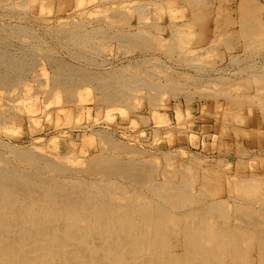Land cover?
I'll return each instance as SVG.
<instances>
[{"label": "rangeland", "instance_id": "1", "mask_svg": "<svg viewBox=\"0 0 264 264\" xmlns=\"http://www.w3.org/2000/svg\"><path fill=\"white\" fill-rule=\"evenodd\" d=\"M74 23L100 34L91 49L73 47L58 36L61 26ZM139 32L147 34V47L118 40L117 35ZM0 49L1 55L26 62L29 70L8 75L0 67L1 76H22L0 91V164L18 167L14 148L36 150L69 162L71 174L106 187L113 196L128 194L150 214L154 201L149 183L140 186L118 175L94 180L83 174L80 159L102 148L103 155L157 166L154 174L160 182L165 171L184 172L189 182L179 176L174 182L192 191L200 206L221 202L219 212H204L206 220L228 221L239 204L264 221V0H2ZM59 61L86 73L74 75L82 83L70 102L64 92L59 97L42 92L52 86L53 70L63 73ZM100 83L120 93V100L109 105L100 101L95 89ZM104 136L130 150L103 146ZM248 180H257L260 188L236 187ZM198 204L194 206L200 209Z\"/></svg>", "mask_w": 264, "mask_h": 264}, {"label": "bare ground", "instance_id": "2", "mask_svg": "<svg viewBox=\"0 0 264 264\" xmlns=\"http://www.w3.org/2000/svg\"><path fill=\"white\" fill-rule=\"evenodd\" d=\"M242 20L246 19L243 17ZM57 34L73 47L87 49H91L93 40L100 37L97 31L87 32L78 23L69 24L68 27L61 26ZM117 36L123 44L138 45L140 48L148 46L149 38L145 33ZM25 63L13 54L0 53V67L2 66L8 75L29 71ZM56 65L63 73L53 70L49 77L52 86L42 92L47 95L53 93L58 97L59 92H64L65 100L70 102L75 89L82 83V80L75 79L74 75L86 73L83 74L82 69L74 70L63 61L57 62ZM70 71L74 72L73 75L65 76ZM20 77L18 75L12 79L13 77L0 75V91L2 89L6 92L13 86L14 80L20 81ZM89 79L91 80L90 77ZM41 85L42 82L39 81L37 88ZM113 87L111 83V88ZM95 89L100 92V101L105 104L120 100V93L110 91L101 83ZM170 92L174 93V96L178 95L175 89L171 88ZM21 93L24 94L23 91ZM28 93L27 95L31 94ZM22 95H19L20 98ZM155 101L154 99L153 103L156 104ZM116 142L109 136L101 138L103 146L111 150H130ZM101 149L87 160L80 159L85 164L83 174L91 176L94 180L99 179L100 175H118L138 184L149 183L150 194L155 197L153 200L151 196L154 210L145 214L134 204L135 199L127 198L128 194L124 195L125 197L118 196L119 193L113 196L105 190L106 187L102 189L101 184L98 186L94 181L71 174L69 162L56 160L49 155L43 156L35 149L36 152L14 148L12 156L18 167L5 161L0 164V264H264V221L259 219L256 211L236 204L235 217L228 221L217 217L220 222H211L206 220L204 212H219L217 207L221 202L217 204L208 200L207 205L200 206L193 198L192 191L187 187H179L174 182V178L178 176L189 182L184 172L165 171L162 173L164 180L161 178L163 182H160L154 174L157 166L154 168L134 160L122 161L117 156L103 155ZM64 175L68 177H62ZM258 183L257 180H248L239 183V186L236 184V187L247 191L249 188H256ZM120 188L118 190L122 192ZM246 197L248 198L247 194L242 198L245 200ZM196 204L201 208L197 209L194 206ZM222 214L220 213L221 216Z\"/></svg>", "mask_w": 264, "mask_h": 264}, {"label": "crops", "instance_id": "3", "mask_svg": "<svg viewBox=\"0 0 264 264\" xmlns=\"http://www.w3.org/2000/svg\"><path fill=\"white\" fill-rule=\"evenodd\" d=\"M147 2H148V1H147ZM209 30H212V29L210 28ZM160 120H161V122H162V121H163V122L165 121L163 115H162V117H161ZM151 122H152V121H151ZM151 124H153V122H152ZM203 124H204V123H203ZM206 125H209V124H206ZM211 126H214V122L211 123Z\"/></svg>", "mask_w": 264, "mask_h": 264}]
</instances>
